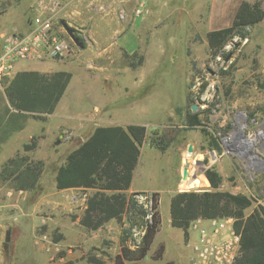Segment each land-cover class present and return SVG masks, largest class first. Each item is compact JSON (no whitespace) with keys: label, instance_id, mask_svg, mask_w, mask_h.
<instances>
[{"label":"rangeland","instance_id":"rangeland-1","mask_svg":"<svg viewBox=\"0 0 264 264\" xmlns=\"http://www.w3.org/2000/svg\"><path fill=\"white\" fill-rule=\"evenodd\" d=\"M240 1L148 0L142 16L128 19L129 25L136 23L135 47L112 46L100 55L101 47L86 41L79 24L68 23L55 13L58 0L34 4L33 0H0V46L3 35L26 33L32 18L42 13H54L55 27L65 22L84 39L85 54L80 49L74 57L51 59L62 63L55 62V68L71 73L72 88L82 91L86 87L89 92V85L95 92L117 90L119 84L102 78L109 71L127 69L131 76L139 72L140 79L143 77L138 88H128L123 94L124 100L135 102L122 110L127 120L147 128L135 185L160 191L157 211L161 222L140 264L167 260L189 264L191 249L187 244L194 233L188 228L185 235L170 225L169 195L210 189L208 180L201 178L208 167L222 176L220 190L251 199L246 214L264 206V86L259 85H264V20L251 27L247 39L230 41L224 47L227 57L212 56L206 42L208 31L230 25ZM125 53L132 56L125 57ZM16 72L13 67L1 78L0 169L7 158L18 153L42 160L43 167L31 190H15L12 178L0 177V264H110L120 251L122 231L130 229L128 245L134 248L133 243H138L145 231L146 216L131 214V228L127 211L120 220L110 219L97 229L81 224L87 198L96 190L58 191L54 175L67 153L82 142L80 137L88 136L91 126L80 136L77 120L57 128L59 118L55 116L46 115L42 120L10 108L4 88ZM192 104L196 105L194 111ZM66 105L59 113H77ZM82 112L91 115L88 109ZM186 112H197L203 126H186ZM245 136L255 141L248 145ZM32 138L36 147L24 151L23 144ZM189 145L191 152L187 151ZM185 163L192 177L181 180ZM122 192L127 197L132 193L128 189ZM145 193L134 197L142 209L151 212V191ZM160 246L164 247L162 258L152 259Z\"/></svg>","mask_w":264,"mask_h":264},{"label":"trees","instance_id":"trees-1","mask_svg":"<svg viewBox=\"0 0 264 264\" xmlns=\"http://www.w3.org/2000/svg\"><path fill=\"white\" fill-rule=\"evenodd\" d=\"M264 20L262 0H241L229 26L210 30L206 42L212 56L227 57L224 47L234 38L245 40L253 25ZM85 46L84 39L79 38ZM125 57L132 56L125 53ZM131 66H136L132 63ZM68 71L42 73L38 71H18L8 81L4 93L9 107L19 114H30L44 120L54 112L57 103L70 81ZM259 85H262L259 83ZM204 88L202 85L200 91ZM191 108V106H190ZM186 126H203L197 112L185 114ZM145 125L128 124L123 126H98L75 148L70 150L64 162L55 172L57 189L81 188L95 189L87 198L81 224L97 229L110 219L120 220L127 211V222L134 224L131 214L146 216L145 231L134 248L128 245L130 229L120 235V251L114 256L112 264H140L153 243L161 219L157 211L158 192H151V212L142 209L135 199L122 192L132 182L134 170L140 156V146L146 134ZM212 143L219 148L215 141ZM23 150L36 147L34 138L23 144ZM43 167L42 160L16 154L7 158L0 169V177L12 178L15 190H31L38 181ZM201 176L209 182L210 189L203 191H176L169 199L170 225L187 234L190 222L197 218L231 216L234 227L240 233V252L234 264H264V206L258 205L250 213L246 209L251 199L244 194H234L219 189L222 176L214 167H208ZM207 179V180H206ZM106 191H112L106 194ZM148 197V195H147ZM164 247L160 246L152 259L162 258ZM99 264L100 261H95ZM161 264H175L167 260Z\"/></svg>","mask_w":264,"mask_h":264},{"label":"crops","instance_id":"crops-1","mask_svg":"<svg viewBox=\"0 0 264 264\" xmlns=\"http://www.w3.org/2000/svg\"><path fill=\"white\" fill-rule=\"evenodd\" d=\"M38 2L39 0H33V4ZM45 2L47 3L48 1ZM58 2L60 4L55 10V13H58V15L64 18L68 23L72 22L79 24V26L84 30V38L86 41L94 47H101V51H99L98 54H106V51H108L112 46L124 47L126 50L131 48L133 49L135 47L136 41L138 40V36L135 35L134 31L136 23L129 25L130 22H128V19L139 18L135 17L133 14L137 0H58ZM49 8L51 9L50 6ZM120 11H123L127 15L126 18H124L127 19L126 22L120 20L118 15ZM31 26L32 20L28 27L29 30ZM81 51L82 54H85L84 49H81ZM19 62L14 64V68L17 71H38L42 73L65 71L60 68H55V62L62 64L60 61L54 62V60L51 59L42 62L26 61L25 64L17 65ZM102 78L107 81L112 80L119 84V86H117L118 89L116 90L115 88L105 93L100 90L95 92L88 85L89 92L86 91V87L81 91L79 88L71 87V75L67 88L57 103L54 112L48 114V116H55L57 119L59 118L56 123L57 128L61 127V124H72L73 121L75 122L77 120L78 122L75 123V125L80 128L82 132L80 136H82L84 131H88V127L86 126H91V130L89 132L90 134L93 129L98 126L119 125L125 127L128 124L144 125L143 123L127 120L125 113H122L124 108H128L135 102L133 101L130 103L127 102V100H124L123 94L126 90H128V88L135 89L140 86L143 77L140 79L139 72H137V75L131 76V72L127 69L109 71L104 72ZM65 104H67L66 108L75 109L77 113H59L61 108H65ZM87 109L91 111V115H83L84 113L82 111ZM80 139L82 141L84 140L81 137ZM135 170L131 185L128 188L129 192H160L156 188H142L140 186H136ZM72 189L81 188L57 190L64 191ZM171 196L172 193L169 195V199ZM53 201L54 200L52 199L49 205H52ZM58 202L59 200L56 204H59ZM110 264H112V262Z\"/></svg>","mask_w":264,"mask_h":264},{"label":"built area","instance_id":"built-area-1","mask_svg":"<svg viewBox=\"0 0 264 264\" xmlns=\"http://www.w3.org/2000/svg\"><path fill=\"white\" fill-rule=\"evenodd\" d=\"M147 4L148 0H137L134 16H142L146 12ZM118 15L121 19L127 16L123 11ZM77 50L80 48L70 39L63 25L55 27L54 13L36 15L26 33L12 32L3 35L0 49V85L1 78L10 74L16 62L64 59L74 57ZM188 172V177L191 178L192 173L189 170ZM189 230L194 233L187 244L191 249L189 264H234L240 252L241 236L234 227L233 217L197 218L190 222Z\"/></svg>","mask_w":264,"mask_h":264},{"label":"water","instance_id":"water-1","mask_svg":"<svg viewBox=\"0 0 264 264\" xmlns=\"http://www.w3.org/2000/svg\"><path fill=\"white\" fill-rule=\"evenodd\" d=\"M63 28L65 29L66 33L68 34V36L70 37V39L74 42V44L82 49L83 48V42L75 35V31L74 29H72L71 27H69L65 22L62 23ZM196 109V105L192 104L191 105V110L194 111ZM188 152L192 151V146L189 145L187 148ZM189 176V172H188V164L185 163L182 167V173H181V180H185L187 179V177ZM135 194H139L140 196H145L146 193L145 192H140V193H135Z\"/></svg>","mask_w":264,"mask_h":264},{"label":"bare ground","instance_id":"bare-ground-1","mask_svg":"<svg viewBox=\"0 0 264 264\" xmlns=\"http://www.w3.org/2000/svg\"><path fill=\"white\" fill-rule=\"evenodd\" d=\"M244 141H245L248 145H251V143L254 142L255 139H254V138H251V137H248V136H245Z\"/></svg>","mask_w":264,"mask_h":264}]
</instances>
